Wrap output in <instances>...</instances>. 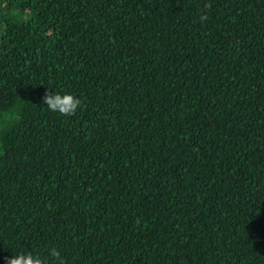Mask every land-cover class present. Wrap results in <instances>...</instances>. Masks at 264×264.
Here are the masks:
<instances>
[{"label":"trees","instance_id":"obj_1","mask_svg":"<svg viewBox=\"0 0 264 264\" xmlns=\"http://www.w3.org/2000/svg\"><path fill=\"white\" fill-rule=\"evenodd\" d=\"M52 247L264 264V0H0V264Z\"/></svg>","mask_w":264,"mask_h":264},{"label":"clouds","instance_id":"obj_2","mask_svg":"<svg viewBox=\"0 0 264 264\" xmlns=\"http://www.w3.org/2000/svg\"><path fill=\"white\" fill-rule=\"evenodd\" d=\"M207 6L210 7L211 5ZM207 19V15L200 16L201 22L206 21ZM43 103L47 105V108L50 111L68 117L74 115L83 104L81 99L72 94L53 93L52 91L45 93ZM49 258H51L55 264H67L61 251L55 247L50 248L45 257L33 255L32 253H18L9 258L8 264H49Z\"/></svg>","mask_w":264,"mask_h":264}]
</instances>
